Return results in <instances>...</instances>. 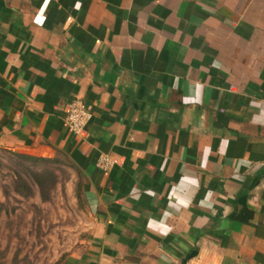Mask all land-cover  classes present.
<instances>
[{
    "label": "crops",
    "instance_id": "crops-1",
    "mask_svg": "<svg viewBox=\"0 0 264 264\" xmlns=\"http://www.w3.org/2000/svg\"><path fill=\"white\" fill-rule=\"evenodd\" d=\"M0 145L78 173L64 264H264V0H0Z\"/></svg>",
    "mask_w": 264,
    "mask_h": 264
},
{
    "label": "rangeland",
    "instance_id": "rangeland-1",
    "mask_svg": "<svg viewBox=\"0 0 264 264\" xmlns=\"http://www.w3.org/2000/svg\"><path fill=\"white\" fill-rule=\"evenodd\" d=\"M21 154L0 145V264H64L89 234L80 178L61 152Z\"/></svg>",
    "mask_w": 264,
    "mask_h": 264
},
{
    "label": "built area",
    "instance_id": "built-area-1",
    "mask_svg": "<svg viewBox=\"0 0 264 264\" xmlns=\"http://www.w3.org/2000/svg\"><path fill=\"white\" fill-rule=\"evenodd\" d=\"M91 118V112L81 98H73L66 106L65 124L68 131L74 136H82L86 125ZM99 167L107 169L111 164L108 156L101 154L97 160Z\"/></svg>",
    "mask_w": 264,
    "mask_h": 264
},
{
    "label": "trees",
    "instance_id": "trees-1",
    "mask_svg": "<svg viewBox=\"0 0 264 264\" xmlns=\"http://www.w3.org/2000/svg\"><path fill=\"white\" fill-rule=\"evenodd\" d=\"M21 155H23V156H25V157H27V158H34V157L30 156V155H25V154H21ZM39 186H40V184H39ZM41 187H42V186H41Z\"/></svg>",
    "mask_w": 264,
    "mask_h": 264
}]
</instances>
